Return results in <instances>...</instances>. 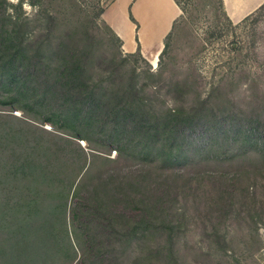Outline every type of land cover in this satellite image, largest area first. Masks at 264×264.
<instances>
[{
    "label": "rangeland",
    "instance_id": "1",
    "mask_svg": "<svg viewBox=\"0 0 264 264\" xmlns=\"http://www.w3.org/2000/svg\"><path fill=\"white\" fill-rule=\"evenodd\" d=\"M7 1L17 8L7 11L12 21L28 23L23 29L26 43L44 34L55 41L90 27L94 39L86 52L83 81L105 109L133 102L150 124L172 113L193 122L190 133L200 138L174 163L158 159L153 150L140 154L126 150L120 156L116 147L77 118L55 125L60 121L56 113L9 92L12 82L0 76V83L7 85L0 90V264H80L81 247L88 246L85 239L91 241L95 229L85 233L72 224L76 195L91 191L100 176L105 180L113 174L118 183L123 170L141 167L148 170L142 178L145 193L161 170L184 175L175 182L177 195L171 202V216L177 220L174 256L153 251L166 244L170 231L164 225L153 231V224H145L143 238L106 240L105 264H264V6L233 23L222 0H177L183 13L164 38L153 66L138 52L125 53L107 24L98 21L93 9L105 10L114 0ZM153 5L144 8V32L152 44L160 40L173 14L164 0H154ZM47 14L56 19L51 33L45 30ZM50 61L55 65L57 56ZM223 117L240 119L248 131L241 156L233 153L236 146L220 140L199 151L208 134L218 130L208 123ZM235 133L242 137L244 132L236 128ZM34 164L37 168L30 176L17 171L21 165ZM190 174L195 179L188 182ZM233 175L238 177L237 191L221 193ZM103 191L106 205L119 202L107 187ZM61 214L66 217L63 226ZM115 223L120 228V216ZM65 226L75 244L74 262L60 239ZM88 264L100 263L90 259Z\"/></svg>",
    "mask_w": 264,
    "mask_h": 264
},
{
    "label": "trees",
    "instance_id": "2",
    "mask_svg": "<svg viewBox=\"0 0 264 264\" xmlns=\"http://www.w3.org/2000/svg\"><path fill=\"white\" fill-rule=\"evenodd\" d=\"M175 1L180 7L177 0ZM10 7L13 6L7 0H0V76L7 77L12 82L7 88L9 92L24 96L30 102H40L52 110V114L56 113L60 121L54 123L55 125L62 126L63 122L74 117L98 132L105 142L116 147L120 156L126 150H133L135 154L153 150L157 152L158 159L166 158L173 163L181 153L189 150L192 143L196 142V137L200 138V134L193 137L190 133V125L193 122L187 123L186 119L172 113L167 114L161 122L150 124L145 117L139 115L133 102L105 109L101 101L92 98L93 89L83 81L87 64L86 52L92 48L94 39L90 27L71 31L66 37H59L55 41L44 34L35 41L26 43L23 29L28 23L26 19L13 22L7 12ZM93 11H97L98 21L106 25L102 20L104 9L95 7ZM46 17L45 30L51 33L56 28V19L49 14ZM131 20L138 26L132 15ZM91 22L94 24L93 21ZM10 24L13 27L8 29L7 25ZM106 26L122 43L112 29ZM138 53L141 55L140 50ZM53 55L57 56L55 65L52 64L53 61H50ZM6 87L5 82L0 83V90ZM208 125L217 126L218 130L214 134L206 135L205 141L199 145V151L206 149L207 144L220 140L223 145L226 143L229 147L236 146L233 149L235 155L244 154L249 138H244V136L248 137L246 135L248 131L245 130L240 119L232 120L230 117H223L209 122ZM236 128L243 130L242 137L235 133ZM224 156L226 159L228 155ZM36 168L35 164L21 165L17 171L30 176ZM147 171L145 167L128 173L123 170L122 180L118 183L112 180L113 177L115 178L113 174H108L105 180L100 176L99 183L91 191L85 192L84 195L80 193L76 195L78 200L72 209V224L76 230L81 229L85 233L95 229L92 232V238L90 237L91 241L85 239V242L89 243L88 246L85 249L81 247L83 254L80 264H88L90 259H97L100 264H105L107 251H104V248L109 245L106 240L112 243L114 239H132L137 235L139 239L143 238L147 232L143 229L145 224H153V231L161 229L162 225L168 234L170 231L167 245H160L153 251H155L154 254H161L163 257L174 256L172 239L177 220L171 216V202L177 195L178 184L175 182L183 179L184 175L180 171H174L169 175L161 170L160 174L154 175L149 190L145 193L142 178ZM209 176L217 177L213 173H209ZM125 178L131 179V183L126 182ZM237 178V175L229 177V183L221 186L220 192L226 195L234 194L237 191L234 184ZM187 179L188 182L193 181L195 175L190 174ZM119 185L122 193L116 191ZM103 187H107V190L113 194V198L119 202L112 201L106 205L103 201L106 198ZM137 210L140 211L137 215L130 213ZM117 216H120V228L115 223ZM65 221L66 217L60 216L62 226L66 225ZM60 239L65 252L71 255V261L74 262L75 244L69 237L66 226L65 235L60 236ZM28 248L29 245L25 246L24 252H28Z\"/></svg>",
    "mask_w": 264,
    "mask_h": 264
},
{
    "label": "crops",
    "instance_id": "3",
    "mask_svg": "<svg viewBox=\"0 0 264 264\" xmlns=\"http://www.w3.org/2000/svg\"><path fill=\"white\" fill-rule=\"evenodd\" d=\"M154 0H114L102 14V20L112 29L122 41V49L125 53L134 54L140 50L143 58L150 60L155 66L158 56L162 51L163 40L173 29V25L182 15V9L175 0H164L165 5L171 9L168 28L163 32L160 40L150 43L144 32V23L147 15L144 8H151ZM264 6V0H222V7L227 18L233 23H239L248 18ZM152 12V10H151ZM131 15L138 26L131 20ZM157 16H155L156 18ZM138 38V42H137Z\"/></svg>",
    "mask_w": 264,
    "mask_h": 264
}]
</instances>
